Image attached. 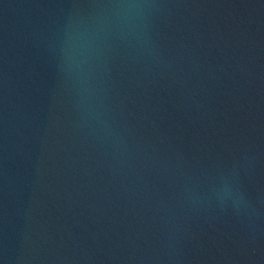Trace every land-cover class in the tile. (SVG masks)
Listing matches in <instances>:
<instances>
[{
	"label": "water",
	"instance_id": "1",
	"mask_svg": "<svg viewBox=\"0 0 264 264\" xmlns=\"http://www.w3.org/2000/svg\"><path fill=\"white\" fill-rule=\"evenodd\" d=\"M0 264H264V0H0Z\"/></svg>",
	"mask_w": 264,
	"mask_h": 264
}]
</instances>
